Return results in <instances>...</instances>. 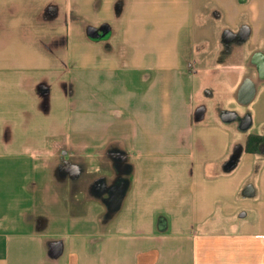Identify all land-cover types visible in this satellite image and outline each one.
I'll list each match as a JSON object with an SVG mask.
<instances>
[{"label":"crops","instance_id":"crops-1","mask_svg":"<svg viewBox=\"0 0 264 264\" xmlns=\"http://www.w3.org/2000/svg\"><path fill=\"white\" fill-rule=\"evenodd\" d=\"M0 264H264V0H0Z\"/></svg>","mask_w":264,"mask_h":264},{"label":"trees","instance_id":"trees-1","mask_svg":"<svg viewBox=\"0 0 264 264\" xmlns=\"http://www.w3.org/2000/svg\"><path fill=\"white\" fill-rule=\"evenodd\" d=\"M262 140V137L260 135L252 134L249 137V142H248V150L249 151H255L257 148V145L260 143Z\"/></svg>","mask_w":264,"mask_h":264}]
</instances>
